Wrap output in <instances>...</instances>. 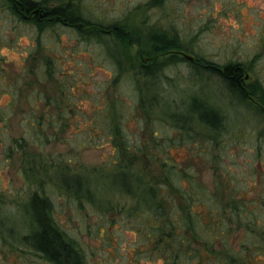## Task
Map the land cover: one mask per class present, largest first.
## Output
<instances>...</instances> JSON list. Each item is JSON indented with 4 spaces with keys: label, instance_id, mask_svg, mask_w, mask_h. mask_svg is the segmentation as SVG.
Segmentation results:
<instances>
[{
    "label": "rangeland",
    "instance_id": "rangeland-1",
    "mask_svg": "<svg viewBox=\"0 0 264 264\" xmlns=\"http://www.w3.org/2000/svg\"><path fill=\"white\" fill-rule=\"evenodd\" d=\"M5 2L0 0V84L6 92L1 103L10 99L7 87L22 76L23 82L32 78L27 74L31 64L40 67L45 62L43 54L50 59L54 54L65 72L74 71L72 84L77 96L70 101L77 106L70 115L74 118L68 120L72 127L63 128V139L44 147L49 156L48 173L41 169L34 147L27 150L34 159L29 164L24 163L25 154L5 151V143H11L9 135L17 138L22 133V115L13 113L6 123L0 122V213L7 214L6 224L12 228L10 240L0 239V264H51L19 242V236L27 232L22 225L23 208L33 189L51 193L57 220L82 249V264H153L142 255L135 257L134 249L142 244L132 243L135 236L130 225L124 227L118 222L114 226L86 201L81 208L51 180L56 169L50 167V160L70 158V174L81 179L88 174L94 184L86 180L82 181L84 186L96 184L100 195L112 197L115 189L97 177L108 178L110 169H105V163L114 152L102 128L105 116L100 112L110 104L114 113L115 99L128 116L120 124L128 135L137 134L141 143L145 136L148 139L145 133L159 131V136L165 137L160 142L162 148L171 150L179 165L200 173V180L210 191L230 197L239 182L240 196H264V0H164L158 6L156 0H47L49 7L71 2L90 21L121 22L137 36L133 45L108 36L88 42L66 25L40 32L35 25L14 16ZM150 32L176 35L181 44V49L158 58L162 65L153 76L147 75L148 69L153 70L147 57L154 50ZM34 52L37 60L33 61ZM171 58L174 62H169ZM206 60L220 67L240 63L247 76L246 98L218 74L205 70L202 64ZM140 96L146 99L143 108ZM195 96L205 97L222 111L224 130L215 135L192 117L194 147L188 140L169 144L168 137L177 135L180 124L166 110L178 112ZM3 129H8L7 133ZM92 134L96 135L90 138ZM222 145L223 154H227L221 163L207 157L206 147L219 153ZM133 163L146 179L159 180L161 171L155 161L137 157ZM100 165H104L102 170ZM231 178H237V182Z\"/></svg>",
    "mask_w": 264,
    "mask_h": 264
},
{
    "label": "trees",
    "instance_id": "trees-1",
    "mask_svg": "<svg viewBox=\"0 0 264 264\" xmlns=\"http://www.w3.org/2000/svg\"><path fill=\"white\" fill-rule=\"evenodd\" d=\"M156 1L158 6L164 0ZM5 3L14 16L35 25L40 32L55 25H66L80 39L88 42L101 41L104 36H108L130 42L131 45L137 44V36L131 34L121 22L103 24L90 21L83 18L78 7L71 2L53 7L47 5V0H6ZM150 41L154 50L147 57L151 58L153 70L148 69L147 75L153 76L152 73L162 65L158 58L171 50L181 49V44L176 35L167 37L166 34L158 32H150ZM35 54L36 52L32 55L33 61L37 60L34 59ZM43 60L45 62L42 66L31 64L28 73L24 72L31 74V79L23 82L25 76H22L12 83V86L7 87L10 90V99L6 103H1V98L6 92L0 84V122L6 123L13 113L22 115V133L17 138L9 135L7 140L10 139L11 143H5V151L25 154L24 163L29 164L34 159L30 158L32 155H28L27 150L34 147L42 162L41 169L48 173L49 156L45 154L44 147L63 139L64 127H72L68 120L70 117L74 118L70 115L74 114L77 105L70 100L77 95L72 84L74 71L65 72L61 65L57 64L60 61L54 54L52 59L43 54ZM169 62H174L173 58ZM202 65L205 70L218 74L231 89L246 98L249 88L243 85L245 74L240 63L229 62L220 67L219 64L206 60ZM114 77L119 80V77ZM134 81L136 82V79ZM138 89L136 93H139ZM22 97L25 101L20 102ZM141 97L139 101L143 108L146 99ZM115 101L112 109L114 113L111 112L110 104L105 112H100L105 116L102 128L106 130L107 139L114 152L105 163V169H110L108 178L100 175L97 177L98 180L105 179L109 186L115 189L112 197L100 195L102 192L98 193L96 184L85 187L83 182L86 180L94 184L92 178H87L88 174L82 176V179L70 174L68 168L71 160L64 157L49 162L50 167L56 169L51 180L58 183V190L76 200L81 208L82 201H86L100 215L106 217V220L110 219V223H115L114 226L118 222L124 227L130 225L135 236L132 243L142 244L134 249L135 257L142 255L148 259V263L263 264L264 196H240L241 188L237 178H231L237 182L238 187L233 186L230 197L210 191L200 180V173L179 165L177 159L171 155V150L162 148L163 143L160 145V142L165 140V137L159 136V131L145 133L148 139L145 136L141 143L137 134L128 135L120 126L128 116H124L122 105L120 107L118 100ZM166 111L171 117L175 116V122L180 124L177 135L168 137L169 144L176 145L177 140L179 143L188 140L192 142L191 147H194L196 141L190 125L192 117L215 135L220 134L225 127L222 111L205 97L190 98L187 105L185 103V108L178 112L169 108ZM7 130L3 129L6 133ZM94 135L96 134H92L90 138ZM140 139L142 140V137ZM224 149L225 145H222L218 149L220 152L216 153L206 147L207 157L221 163L227 154H223ZM137 157H147L158 163L161 171L159 180L146 179L140 170L134 168L133 161ZM99 168L102 170L104 165ZM95 171L98 173V169ZM44 181V178H41L42 186ZM31 192L23 208L22 225L27 232L19 236L20 241L16 237L18 241L51 264H82V249L78 241L72 238L57 220L51 193L45 189L41 192L33 189ZM6 221L7 214L0 213V239L10 240L8 237L12 235V228H8Z\"/></svg>",
    "mask_w": 264,
    "mask_h": 264
},
{
    "label": "flooded vegetation",
    "instance_id": "flooded-vegetation-1",
    "mask_svg": "<svg viewBox=\"0 0 264 264\" xmlns=\"http://www.w3.org/2000/svg\"><path fill=\"white\" fill-rule=\"evenodd\" d=\"M247 79V76L245 77V80ZM245 80L243 79V85L245 86ZM250 96V95H248Z\"/></svg>",
    "mask_w": 264,
    "mask_h": 264
},
{
    "label": "water",
    "instance_id": "water-1",
    "mask_svg": "<svg viewBox=\"0 0 264 264\" xmlns=\"http://www.w3.org/2000/svg\"><path fill=\"white\" fill-rule=\"evenodd\" d=\"M188 58L192 59V57H191V56H188Z\"/></svg>",
    "mask_w": 264,
    "mask_h": 264
}]
</instances>
